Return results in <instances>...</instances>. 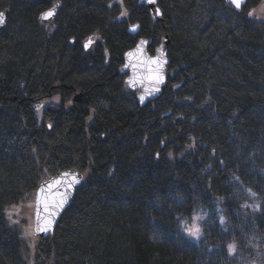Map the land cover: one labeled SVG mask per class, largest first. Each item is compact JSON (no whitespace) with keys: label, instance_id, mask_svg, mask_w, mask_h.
Returning <instances> with one entry per match:
<instances>
[{"label":"trees","instance_id":"trees-1","mask_svg":"<svg viewBox=\"0 0 264 264\" xmlns=\"http://www.w3.org/2000/svg\"><path fill=\"white\" fill-rule=\"evenodd\" d=\"M75 1L69 34L96 33L92 53L42 33L50 3L0 32V264H241L257 233L264 252V22L232 8L205 20L198 5L160 0L159 24L141 0ZM135 23L153 46L169 35L175 71L145 108L117 73ZM76 89L84 101L69 107ZM70 168L88 176L55 235L34 232L32 245L5 212ZM199 213L206 234L194 239L181 221Z\"/></svg>","mask_w":264,"mask_h":264},{"label":"water","instance_id":"water-1","mask_svg":"<svg viewBox=\"0 0 264 264\" xmlns=\"http://www.w3.org/2000/svg\"><path fill=\"white\" fill-rule=\"evenodd\" d=\"M246 1L241 0L239 9L233 6L238 12H241ZM224 2L232 4L230 0H224ZM141 3L149 7L151 17H153L155 22L160 23L164 19L162 9L158 6L157 0H154V3L142 0ZM53 11L54 14L52 16L44 19L42 15L40 20L43 23L50 22L56 13L55 10ZM0 14H3V22L0 23V32H2L8 27V13L2 11ZM133 28H135V31H133ZM129 29L131 34L136 37L142 28H140V24H136L130 26ZM161 38V42L155 47L154 53L149 50L153 39H140L132 49L125 53L123 57L124 64L118 70L120 74H128L125 81L129 89L137 91V103L141 108L161 97L164 93V88L168 85V68L171 64L168 54L170 52L171 39L167 34ZM83 42L85 51L89 52L97 41L96 37L92 35ZM74 101L76 103L82 102V93H76ZM169 115H171L169 112L165 113V116ZM48 127L49 130L52 129L51 125H48ZM83 181V172L69 169L59 171L58 174L49 176L39 184L35 193L36 200L33 215V228L36 238L47 239L55 235L63 214L71 207L76 192L83 184Z\"/></svg>","mask_w":264,"mask_h":264},{"label":"rangeland","instance_id":"rangeland-1","mask_svg":"<svg viewBox=\"0 0 264 264\" xmlns=\"http://www.w3.org/2000/svg\"><path fill=\"white\" fill-rule=\"evenodd\" d=\"M120 1L121 0H115L114 2L120 3ZM252 2H254V5H251V2H250L249 5L246 6V11H245L246 14L245 15L246 16L252 15L251 18L255 19L258 22L263 23L264 22V5H261V6L259 5L258 7H256L260 2L258 1V3H256V5H255V1H252ZM263 4H264V1H263ZM197 5L198 6L196 7V11L194 13L195 16H200V18H202V19L204 18L205 20H208L209 17H211L213 13H216L217 15L222 16L223 18L229 17L231 15V12L229 10V8H231V7H229V6L227 7V6H223V5L218 6V4L215 0H206L202 5L198 1ZM12 18H13V16H12ZM12 18L10 17L9 21H8L9 26L7 29L10 30L9 32H11V30H13V29L14 30L19 29V24L16 23V21H15L16 17H14L15 19H12ZM72 29H73L72 27H68L66 34H69L70 30H72ZM54 32H56V31H54ZM42 33L44 35H46L45 32H42ZM44 35H39L37 37V39H40ZM98 39H99V36H98ZM52 42L55 43L56 40H52ZM38 61H41L40 58L38 59ZM32 64H33V62L27 63L26 65H24L26 67L25 69H29V68L31 69L33 67ZM35 66H37V65H35ZM125 90H128L126 84H125ZM70 99L67 101V104L69 107H71V105L73 103L72 100L70 101ZM51 102H56L57 104H59L60 100L58 98H55V100H45L44 104L45 103L51 104ZM41 110H43V109H41ZM70 169H74V168H70ZM75 170H77V169H75ZM85 176L87 178L88 174H85ZM35 193H36V191L28 194L27 197L22 202L16 203V205L8 206V209L5 212V217H6V219H8V222L11 223L13 226L16 225L17 228L22 229L23 231L21 232V234L24 235L28 241H31L32 245L37 243V239H35L36 236L34 237V228H33L34 227L33 215H34V211H35L34 204H35V200H36ZM255 204L256 203L254 201H252L251 206L254 207ZM203 218L204 217H203L202 213L184 218L181 221L183 231L190 234V236H193L194 239H199L200 237H202L203 235L206 234L205 224L202 221ZM206 228L208 229L207 226H206ZM261 239H262V237L259 236V234L257 233L254 237L251 238L253 244L249 245V247L246 248L245 250L240 249V251L239 250L237 251V252H239L240 256L242 257V259H240L241 264H264V252L259 251L257 249L258 246H257V248L255 246H253L256 243L262 241ZM237 246H239V245L237 244Z\"/></svg>","mask_w":264,"mask_h":264},{"label":"bare ground","instance_id":"bare-ground-1","mask_svg":"<svg viewBox=\"0 0 264 264\" xmlns=\"http://www.w3.org/2000/svg\"><path fill=\"white\" fill-rule=\"evenodd\" d=\"M23 1H24V3L26 4V6L21 10V11H16V9H12L11 7H9V6H7L6 8H2V9H0V12H2V11H5L6 13H8V16H7V24H8V21H9V18L11 17L12 18V16H13V18L12 19H15L14 17H16V19H15V21L17 20V18L19 17V15H21V14H23V13H25V11L26 10H28L30 7H33V6H35V5H40V3H50V7L51 6H53V5H55L54 6V9L53 10H55L56 11V13H55V16H54V18L53 19H51V21H50V25L51 24H53V29H52V31H56V32H58L59 33V38H58V40H61V39H63V36L67 33L66 32V30H67V28L68 27H76L77 25H78V16L80 17V13L83 11L82 9H81V7H80V5L75 1V0H16V2H17V5L18 4H22L23 3ZM142 1V0H141ZM224 1V0H223ZM258 1L259 0H256L255 1V5H256V3H258ZM159 2H160V0H157V4H158V6H159ZM179 2H181V4L182 5H180L179 6V8L181 9V12H187V11H189L190 10V8L191 7H196L197 6V0H179ZM252 2V1H251ZM225 3V2H224ZM249 1H246V4H245V6H248L249 5ZM118 3H108V5L109 6H116ZM142 4V3H141ZM226 4V3H225ZM144 5V4H143ZM227 5H229L234 11H236L237 13H240V12H238L235 8H234V6H233V4H227ZM251 5H254V2H252V4ZM145 6V5H144ZM245 6L243 7V9L245 8ZM257 6H259V5H257ZM147 7V6H146ZM147 8H149V7H147ZM160 8H161V6H160ZM162 9V8H161ZM242 9V10H243ZM150 10V9H149ZM162 12H163V10H162ZM180 12V13H181ZM150 15H151V13H150ZM153 18V17H152ZM117 20V19H116ZM116 20H114L115 22H116ZM154 20V19H153ZM164 20V19H163ZM162 20V21H163ZM155 21V20H154ZM161 21V22H162ZM122 22V21H121ZM157 23V22H156ZM136 24H139V23H135V24H130L129 26H127V31H128V34L130 35V36H132L134 39H136V43H135V45L139 42V40L140 39H148L147 37H145V36H142L140 33H141V31L139 32V35L138 36H134L133 34H131V32H130V29H129V27L130 26H132V25H136ZM160 24V23H159ZM8 26H9V24H8ZM8 28V27H7ZM6 28V29H7ZM140 28H141V25H140ZM5 29V30H6ZM4 30V31H5ZM142 30V29H141ZM3 32V31H2ZM95 37H96V44L98 43V35L95 33V34H93ZM166 35V34H165ZM168 35V34H167ZM90 36H92V35H90ZM164 36V35H163ZM169 36V35H168ZM89 37V36H88ZM88 37H86V38H88ZM85 38V39H86ZM161 38V37H160ZM84 39V40H85ZM162 39V38H161ZM161 39H160V42H161ZM83 40V41H84ZM154 42V41H153ZM160 42L156 45V46H158L159 44H160ZM96 44L93 46V48L91 49V51H89V52H84V53H87V54H89V53H92V51H93V49H95V47H96ZM134 45V46H135ZM133 48V47H132ZM132 48H130V49H132ZM169 49H170V46H169ZM129 50V49H128ZM171 50V49H170ZM155 51V50H154ZM128 52V51H127ZM126 52V53H127ZM154 53V52H153ZM125 55V54H124ZM124 55H123V57H124ZM168 58H169V60H170V52H169V54H168ZM124 64V62L120 65V66H122ZM171 64H172V60H171ZM171 64H170V66H169V68H168V73H169V69H170V67H171ZM119 66V67H120ZM118 70H119V68H118ZM117 73H118V71H117ZM118 74H120V73H118ZM120 75H122L123 77H124V83L127 85V88H128V91H131V92H133L134 94H135V96H136V101H137V95H138V93H137V91H133V90H131V89H129V87H128V84L126 83V77L128 76V74H120ZM77 90V91H76ZM75 91H76V93H81V92H78L79 90L78 89H76ZM75 95L76 94H73V103H75V104H77V103H82V102H75L74 101V98H75ZM160 98V97H159ZM158 99V98H157ZM157 99H155V100H153V102L154 101H156ZM153 102H151V103H149V104H147L146 106H148V105H152L153 104ZM138 104V103H137ZM139 105V104H138ZM145 106V107H146ZM139 107H140V105H139ZM145 107H142V108H145ZM141 108V107H140ZM49 125H51V124H49ZM52 126V125H51ZM48 129H49V127H48ZM83 175H84V180L86 179V176H85V174L83 173ZM52 176V175H51ZM49 177V176H48ZM84 182V181H83ZM76 196V195H75ZM75 198V197H74ZM74 200V199H73ZM72 204V203H71Z\"/></svg>","mask_w":264,"mask_h":264},{"label":"flooded vegetation","instance_id":"flooded-vegetation-1","mask_svg":"<svg viewBox=\"0 0 264 264\" xmlns=\"http://www.w3.org/2000/svg\"><path fill=\"white\" fill-rule=\"evenodd\" d=\"M247 1H249V2H251V1H256V0H247ZM263 1L264 0H259V4L258 5H264L263 4ZM251 4H252V2H251ZM54 6L55 5H53V6H51V7H49V8H47V9H44V10H42L41 12H40V14H39V22H40V28H41V30H42V32H45L46 34H47V37L51 40L53 37L54 38H59V33L58 32H54V31H52V29H53V24H51L50 25V22H47V23H43L41 20H40V17L44 14V13H46V12H48V11H50V10H53L54 9ZM256 7H258V6H256ZM245 11H246V6H245V8L239 13V14H242V15H244V13H245ZM258 15V14H257ZM248 16H250V17H252V15H248ZM63 39H65V40H67L68 42H70V45L72 46V47H74V46H76V45H80L81 47H82V50L84 51V52H86L85 51V49H84V46H83V40H80L79 42L78 41H76V36L74 35V36H72L71 34H65L64 36H63ZM154 43V42H153ZM153 43H152V45L150 46V51H151V53H153L154 52V50H155V47H156V45H154L153 46ZM122 62H123V59H122ZM109 63H111L110 62V60H109ZM169 78H168V81H169V79H170V77H173V75L175 74V71L174 70H171V69H169ZM175 86V85H174ZM167 87H169V85L167 86ZM77 91V90H76ZM76 91L74 90L73 91V93L74 94H76ZM78 92H81V90L80 91H78ZM82 93V96H83V100H84V93H83V91L81 92ZM157 158H160L159 157V155H157L156 156Z\"/></svg>","mask_w":264,"mask_h":264},{"label":"snow or ice","instance_id":"snow-or-ice-1","mask_svg":"<svg viewBox=\"0 0 264 264\" xmlns=\"http://www.w3.org/2000/svg\"><path fill=\"white\" fill-rule=\"evenodd\" d=\"M148 2L149 3H154V0H148ZM230 2L238 9L241 7V0H230ZM53 14H54V11L50 10V11H48V12L43 14V18L47 19L50 16H52ZM2 22H3V14H0V23H2ZM133 31H135V28H133ZM141 99H143V97H141Z\"/></svg>","mask_w":264,"mask_h":264}]
</instances>
